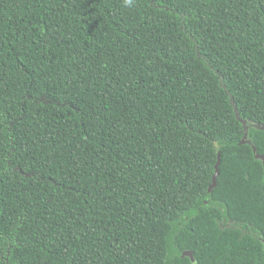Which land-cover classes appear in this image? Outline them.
Listing matches in <instances>:
<instances>
[{
	"label": "trees",
	"instance_id": "trees-1",
	"mask_svg": "<svg viewBox=\"0 0 264 264\" xmlns=\"http://www.w3.org/2000/svg\"><path fill=\"white\" fill-rule=\"evenodd\" d=\"M263 126L264 0H0V264H264Z\"/></svg>",
	"mask_w": 264,
	"mask_h": 264
},
{
	"label": "water",
	"instance_id": "water-1",
	"mask_svg": "<svg viewBox=\"0 0 264 264\" xmlns=\"http://www.w3.org/2000/svg\"><path fill=\"white\" fill-rule=\"evenodd\" d=\"M264 127V126H263ZM253 149V152L255 153L256 152V150H255V148H252ZM257 158H258V156H257ZM220 156H219V153H218V162H217V164L215 165V175L213 176V178H212V184H211V186L209 187V189H208V193H211L212 192V190L217 186V177H218V175H219V170H218V168H219V164H220ZM182 257H187V258H189L193 263H194V260H193V258H192V254H191V252H185V253H183L182 254Z\"/></svg>",
	"mask_w": 264,
	"mask_h": 264
},
{
	"label": "clouds",
	"instance_id": "clouds-1",
	"mask_svg": "<svg viewBox=\"0 0 264 264\" xmlns=\"http://www.w3.org/2000/svg\"><path fill=\"white\" fill-rule=\"evenodd\" d=\"M123 3H124V6H125V7L130 8V7H133V5H134V0H123Z\"/></svg>",
	"mask_w": 264,
	"mask_h": 264
}]
</instances>
